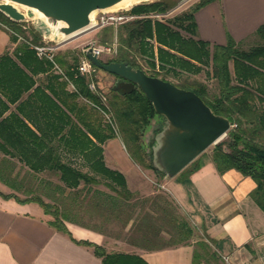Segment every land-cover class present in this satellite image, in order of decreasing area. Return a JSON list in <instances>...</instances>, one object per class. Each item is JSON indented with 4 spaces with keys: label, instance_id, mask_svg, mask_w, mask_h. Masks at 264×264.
Returning <instances> with one entry per match:
<instances>
[{
    "label": "trees",
    "instance_id": "obj_1",
    "mask_svg": "<svg viewBox=\"0 0 264 264\" xmlns=\"http://www.w3.org/2000/svg\"><path fill=\"white\" fill-rule=\"evenodd\" d=\"M214 1L217 0H200L190 11L169 21L143 18L123 24L117 31L111 26L106 27L103 43L115 38L120 41L118 53L106 63L127 62L135 68L145 70L151 76L161 77L167 81L170 80L165 76L172 74L180 81L171 82L183 89L196 92L214 113L227 117L234 128L229 130L228 140L215 145L211 155L212 161L220 174L236 169L243 175L252 177L256 187L251 192V197L264 211V112L257 104V101L264 102V24L257 31L262 43L250 49H243L231 37L226 45L212 46L209 42L197 40L195 37L198 36V25L195 14ZM175 3L173 0H156L136 5L132 8V12L137 14L167 12ZM0 21L34 44H39L43 40V35L37 28L27 27L26 22H15L1 11ZM181 30L190 34V37L184 36ZM17 39L18 37L12 33V41L16 42ZM15 56L16 59L6 53L0 57V92L11 102L20 96L10 95L7 91L10 87L22 85L24 86L22 89L30 90L35 84L32 75L44 72L50 75V82L57 88H66L71 82L75 87L71 93H68L71 98L84 97L88 103L93 102L105 109L106 106L99 95L89 88L87 77L77 75L76 68L79 61L67 66L63 57L56 56L55 61L59 66L61 64L67 66L64 72L68 81L60 73L55 72L54 62L47 58H40L27 42H22L18 46ZM140 59L146 62V69L140 63ZM231 63H233L234 74ZM206 66L213 67V77L218 82L216 92H213L205 82L184 78V73L200 74ZM55 86L50 87L51 92L73 113L74 109L65 104ZM1 99L0 95V103L7 108ZM108 102L117 110L123 131L134 144L130 152L132 159L158 173L159 170L153 164L152 151L148 154L145 146L140 143L141 133L152 119L159 116L153 103L139 88L126 95L112 90V98ZM55 105L62 110L58 102L55 101ZM85 111V118L79 120L85 130L79 124L73 123L72 129H75L72 132L76 130L73 134L78 132L85 136L88 144V148H85L87 150L85 156L93 174L58 161L49 169L60 173L61 179L65 182L64 188L61 187V189L64 192L75 191L80 189L84 182V189L89 190L91 198H94L96 190L92 187L101 183L100 176H102L105 184L117 193L116 195L104 193L108 202L106 204L112 208L119 207V210L129 211L127 223L133 221L138 230L137 233H141L139 239L144 241L138 244L140 247L147 250H161L181 245H194L193 264H213L212 262L220 264L221 257L214 249L215 242L206 235L199 234L187 216L178 214L176 212L178 206L173 201H168L161 209L153 206L146 210L145 208L138 210L139 202H131L135 199L136 193L129 189L125 175L108 167L105 162L102 144L117 137L116 131L106 126L98 117L94 121L88 108ZM3 112L4 110L0 111V117ZM65 115L68 116L66 113ZM6 122V119L0 121V148L4 147L3 141H6L2 136V129ZM21 123L24 128L31 130L24 120H21ZM79 141L81 142L82 139ZM44 164L39 165L35 162L32 169L35 172L44 171L46 169ZM202 165L199 159H196L181 174L187 178ZM2 171L0 169V179L7 181ZM9 185L19 189L18 185L12 183ZM0 195L5 198H16L20 203H38L45 213L52 216L49 221L52 226L67 233L75 242L94 247L95 253L102 258L103 264H149L138 254L108 253L102 245L86 240H76L67 226V221L77 222L71 217L69 207L62 209L56 204L46 202L38 195L21 198L15 193L4 194L1 191ZM146 202L159 205L157 197L145 198L143 206ZM174 205L176 209L172 208ZM165 227H171L174 232L170 233V236H164L162 232L166 229Z\"/></svg>",
    "mask_w": 264,
    "mask_h": 264
},
{
    "label": "crops",
    "instance_id": "obj_2",
    "mask_svg": "<svg viewBox=\"0 0 264 264\" xmlns=\"http://www.w3.org/2000/svg\"><path fill=\"white\" fill-rule=\"evenodd\" d=\"M195 18L197 40L212 46L226 45L231 37L242 48H251L256 46L257 31L264 24V0H217L197 11ZM21 43L12 41V33L0 21V57L8 53L16 59ZM32 76L35 84L30 90L22 89V85L7 90L14 97L20 96L14 102L0 92L1 100L7 105L5 108L0 103V111L4 110L0 121H7L2 129L6 141L0 148V169L9 180L0 179V191L15 193L21 198L29 196H21L23 190H27L23 189L27 181L19 170H27L32 179L28 183L34 185L54 184L40 175L53 171L49 168L58 161L82 170L90 168L85 156L87 140L83 134H73L76 130L72 132L75 129L72 126L79 124L84 129L79 120L85 118L87 108L94 121L97 117L96 109L86 98L68 95L73 91V84L57 88L50 82L48 73ZM53 86L65 104L74 109L73 113L53 95L50 90ZM21 120L32 131L24 128ZM90 137L96 141L92 135ZM102 147L106 165L122 172L131 189V181L140 175L138 163L123 148L119 137L107 140ZM203 155L197 158L203 164L199 170L187 178L181 174L183 171L173 178H164L163 187L191 216L198 233L215 242L220 264H264V211L251 197L255 181L236 169L220 174L211 155ZM35 162L45 163L46 169L35 172L32 169ZM9 183L18 185L19 189ZM31 191L34 192V188L27 190ZM51 219L38 203H20L16 198L0 195V264H103L94 247L75 242L67 233L52 226ZM67 226L76 240L102 245L108 253L138 254L149 264H193L194 245L161 250L141 248L138 252L114 250L113 246L117 245L108 242L100 229L69 221Z\"/></svg>",
    "mask_w": 264,
    "mask_h": 264
},
{
    "label": "rangeland",
    "instance_id": "obj_3",
    "mask_svg": "<svg viewBox=\"0 0 264 264\" xmlns=\"http://www.w3.org/2000/svg\"><path fill=\"white\" fill-rule=\"evenodd\" d=\"M153 1L156 0L144 1L141 2L140 4L149 3ZM173 1L176 2L175 5L167 12L151 13L156 15L165 14V16L163 17L160 18L154 17L153 19L164 20V21L173 20L176 16H179L184 12L190 11L192 7L195 4H197L200 0H173ZM3 2H6V0H0V3ZM135 6L136 5L131 6L129 8H133ZM18 9L22 13L26 14L27 17L26 21H20V22H26L27 27L34 26L40 31L39 16L35 13H32L29 10V8L18 6ZM121 10H125V9H120L117 11H110V12L109 10L97 11L95 20L98 21L101 18L103 12L112 14L113 12H118ZM121 26L122 25H120L117 28L113 26L111 27L114 28L115 31H117ZM7 28L11 32L8 26ZM105 28L106 27L90 28L71 38H64V39L52 38L54 41H52L51 44L57 47V50L55 51L56 56L63 57L64 60L66 61V65L68 66L71 64H75L77 61H79L83 50L87 48V46L92 42H97L101 45H110L112 42H114L115 39L118 40V38H115L112 41L103 43ZM181 32L183 33L184 36L190 37V34H188L187 32L183 30H181ZM19 41L21 40L17 39L16 43ZM21 42H25V41H21ZM118 42L120 47V41ZM256 42H257L256 45H258V43L260 44L262 43L260 37H257ZM243 49H250V47L248 48L243 47ZM113 56L114 55L105 54L104 56H102L101 59L104 62H106L109 59H111ZM140 63H142L146 69L147 65L143 59H140ZM66 65L61 64L60 68L63 69V71H65L67 69ZM230 66L232 73L234 74L233 63H231ZM162 75H164V73H162ZM165 77L173 82L180 81L179 78L174 77V75L172 74L167 75ZM187 77L191 80H198L207 83L213 92H216L218 89V82L213 77L212 66H206L205 69L200 74L184 73V78ZM95 80L96 83L98 84V89L101 92H103L107 96V100L110 101V99L112 98L113 86L116 84L118 77L105 70L99 69ZM74 89L75 87H73V90ZM257 102L259 109L264 112V102H260V101ZM88 104L91 105L93 109H95L92 104L90 103ZM105 106H106L105 113L102 112L101 110L96 109L98 119H100V121H102L106 126H110L113 128L114 131H116L117 137L121 139L123 148L130 153L133 149L134 144L131 142L130 138L123 131L117 110L114 107H112L110 102H107V105ZM164 125H165V119L162 115L159 114V116H156V118L151 120L148 127L141 133L140 143H142L145 146L148 154L151 153V151L153 153L152 146L155 142V138L157 136V133L164 127ZM223 140H228V135L224 136L220 140V142ZM215 145L216 144L209 147L204 152L203 157L212 155ZM138 165L140 167V175L136 176L131 181V189L129 188L132 192L136 193L135 199H133L131 202H139L138 210H140L141 208H145L146 210L148 209V207L153 208V206H155V208L161 209L163 206H166L168 201H173L174 204L178 206V209H176L175 205L172 208L176 209V212L178 214L182 216H187L189 218V221L192 223V225L195 226L191 216L185 211L184 207L180 206L178 201L175 199L174 195H172V193H170L167 189L163 187L161 181H163L164 178H169V177H167L166 174L160 171L157 173L154 169L147 168L142 163L141 164L138 163ZM83 171L93 174L90 168L85 169ZM19 173H22L21 175H24V177L26 178L25 180L27 181V183L23 186L24 187L23 189L26 188L28 190L29 188H34L33 194L36 196L37 195L41 196L42 198L44 197L43 199L46 202L56 204L60 206L62 209L69 207L71 212V217L75 219V221L87 225L89 227L100 229L106 235L108 242H112L117 245L116 247L113 246L114 250L138 252L142 248L140 247V245H138L140 243H144V241L139 239L141 238L140 236L141 233H137L138 230L136 226H134L133 221L127 223L129 211L126 209L119 210L120 209L119 207L112 208L110 207V205L106 204L108 202L104 197V193H109L112 195H116L117 193L105 184V179L102 178V176L98 175L100 176L101 183L97 185H93L92 187L94 190H96L94 194L95 196L94 199L91 198V194L89 190H87L86 188L84 189V184L81 185L80 189H77L75 191L67 190L66 192H64V190L61 189V187L64 188V186L60 183V178H59L60 173L57 171H48L45 174L40 175L41 177L44 178L45 181H51L54 184H44L42 182L41 184L31 185L28 183L29 181L32 180L31 178L28 177L29 172L27 170H19ZM162 174H164L165 176H163ZM27 190L25 191L23 190V194H21V196H25V197L30 196V193H28ZM147 197L148 198L157 197L159 205L154 204V202H146V205L143 206L142 203ZM165 228L166 229H164V231L162 232L164 236H170V233L174 232V229H172L171 227H165Z\"/></svg>",
    "mask_w": 264,
    "mask_h": 264
},
{
    "label": "water",
    "instance_id": "obj_4",
    "mask_svg": "<svg viewBox=\"0 0 264 264\" xmlns=\"http://www.w3.org/2000/svg\"><path fill=\"white\" fill-rule=\"evenodd\" d=\"M124 0H6L0 11L13 21H26L18 6L40 13L42 35L53 39L71 38L92 28V14L111 9ZM36 14V13H35ZM90 60L102 70L118 77L113 90L122 95L139 88L165 119L152 146L153 164L167 177L181 173L209 147L220 142L232 128L231 121L214 113L194 91L183 89L171 81L151 76L127 62L106 63L91 50Z\"/></svg>",
    "mask_w": 264,
    "mask_h": 264
},
{
    "label": "built area",
    "instance_id": "obj_5",
    "mask_svg": "<svg viewBox=\"0 0 264 264\" xmlns=\"http://www.w3.org/2000/svg\"><path fill=\"white\" fill-rule=\"evenodd\" d=\"M165 16V14H137L132 12V8L121 10L118 12H113L112 14L103 12L101 18L97 21L94 20V24L92 25V28H103V27H119L120 25L138 20L143 18H160ZM13 34H15L19 40L25 41L28 44H30L31 48H33L37 55L40 58H47L54 62L55 64V70L56 72L62 74L63 78L68 79L63 69L60 68V66L56 63L55 58L56 54L55 51L57 50V47L54 46L52 41H54L52 38L46 37L43 35V40L39 44H34L31 41H28L25 39L21 34L15 33L11 30ZM88 50H91L94 55H96L98 58H102L105 54L108 55H116L119 50V42L117 39L114 40L110 45H101L97 42H92L85 48L80 56L78 66L76 68L77 75L85 76L88 79L89 88L97 93L99 97L102 100V103L104 105H107V96L101 92L98 89V84L96 83V76L98 72V67L90 60V58L87 55ZM92 104L96 109L101 110L105 113V109L103 107H100L99 105L94 104L93 102H89Z\"/></svg>",
    "mask_w": 264,
    "mask_h": 264
},
{
    "label": "bare ground",
    "instance_id": "obj_6",
    "mask_svg": "<svg viewBox=\"0 0 264 264\" xmlns=\"http://www.w3.org/2000/svg\"><path fill=\"white\" fill-rule=\"evenodd\" d=\"M144 1H150V0H124L122 3H120L119 5L111 8V9H107L110 11H117V10H120V9H126V8H129L131 6H134V5H137V4H140L141 2H144ZM37 15H40V13L38 11H34ZM96 15H97V12H94L92 14V19L95 20L96 18Z\"/></svg>",
    "mask_w": 264,
    "mask_h": 264
}]
</instances>
